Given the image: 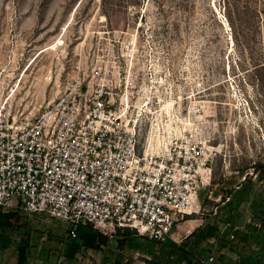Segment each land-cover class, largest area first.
Segmentation results:
<instances>
[{"label": "rangeland", "instance_id": "1", "mask_svg": "<svg viewBox=\"0 0 264 264\" xmlns=\"http://www.w3.org/2000/svg\"><path fill=\"white\" fill-rule=\"evenodd\" d=\"M129 45L134 55L128 57ZM98 54L117 63L123 77L132 71L142 138L149 134L163 147L175 133L199 132L211 141L212 184L198 214L179 220L172 241L180 245L203 218L216 215L233 186L247 175L256 179L253 166L264 163V0H0V84L5 94L17 87L12 97L20 109H43L64 72ZM255 192L264 195V180ZM24 217L33 227L30 264H68L61 252L69 225L48 214ZM251 219L242 215L236 229L260 227ZM9 236L5 248L0 237V264H16L20 235ZM138 239L124 251L112 242L109 252L81 253L69 264L120 254L148 264L153 256L146 239ZM163 244L154 252L163 248L165 258L170 241ZM260 250L247 245L239 253L250 251L264 263ZM223 254L217 249L213 263ZM228 255L237 261V254Z\"/></svg>", "mask_w": 264, "mask_h": 264}, {"label": "built area", "instance_id": "2", "mask_svg": "<svg viewBox=\"0 0 264 264\" xmlns=\"http://www.w3.org/2000/svg\"><path fill=\"white\" fill-rule=\"evenodd\" d=\"M120 70L104 54L77 62L37 112L0 84V206L20 203L24 215L74 227H129L158 243L198 214L212 184L211 141L199 132L175 133L163 147L142 138L135 80Z\"/></svg>", "mask_w": 264, "mask_h": 264}, {"label": "trees", "instance_id": "3", "mask_svg": "<svg viewBox=\"0 0 264 264\" xmlns=\"http://www.w3.org/2000/svg\"><path fill=\"white\" fill-rule=\"evenodd\" d=\"M253 169L256 172V179L252 177L248 179L247 175L240 185L233 186L227 192L229 193L228 199L223 198V207L221 204L217 205L216 215L213 216V213H209L203 218L202 224L180 245L170 240V251L165 258H163V248H159L158 255H155L154 252V248L165 246L163 243L141 237L129 227L109 225L95 227L91 223L79 227L68 224V235L66 239H62L65 246L62 249L61 257L64 262L69 264L74 262L81 253L109 252L112 242H115L117 248L124 251L136 244L138 238H144L147 241L145 249L153 256L146 261L148 264H206L217 249L218 251L224 249L227 254L220 255L216 264H253L252 261H255L253 253L248 251L247 256H242L239 253L247 245L251 248L260 247L264 252V195L259 196L255 192L257 183L264 180V163L261 164L259 161L253 166ZM238 172L241 176L245 170ZM221 192L222 196L226 194L224 190ZM241 214L250 216L252 222H259L260 227L247 224L243 230L236 229V223L242 216ZM24 216L20 203L10 208L0 206V237L4 239L3 248L11 243L9 233L17 232L20 235V241L16 247V264H30L31 262L30 242L33 227L30 220ZM191 218L192 216H186L180 221L185 222ZM51 233L48 231V237H51ZM73 233L75 237H73ZM235 239L238 240V243L235 242ZM172 253H177V258ZM228 254H237V261L233 263L232 257ZM118 257L119 259L114 260L110 259V256H105L100 261L91 259L90 264H131L128 260H124L123 255L120 254Z\"/></svg>", "mask_w": 264, "mask_h": 264}, {"label": "bare ground", "instance_id": "4", "mask_svg": "<svg viewBox=\"0 0 264 264\" xmlns=\"http://www.w3.org/2000/svg\"><path fill=\"white\" fill-rule=\"evenodd\" d=\"M103 20H105V19H103ZM131 55H134L133 52L127 54L128 57L131 56ZM135 110H136V109H135ZM135 110H134V114H133V115H134V118L137 117L136 114H135ZM136 120H137V125L139 126V125H140V123H139L140 121L138 120V118H137ZM162 144H163V143H162Z\"/></svg>", "mask_w": 264, "mask_h": 264}, {"label": "crops", "instance_id": "5", "mask_svg": "<svg viewBox=\"0 0 264 264\" xmlns=\"http://www.w3.org/2000/svg\"><path fill=\"white\" fill-rule=\"evenodd\" d=\"M190 235V234H189ZM261 251V250H260ZM253 264H264L262 261H258L257 259L255 261H252Z\"/></svg>", "mask_w": 264, "mask_h": 264}]
</instances>
